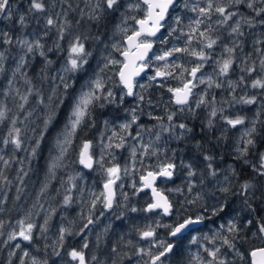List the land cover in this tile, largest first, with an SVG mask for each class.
<instances>
[{
    "label": "snow or ice",
    "instance_id": "1",
    "mask_svg": "<svg viewBox=\"0 0 264 264\" xmlns=\"http://www.w3.org/2000/svg\"><path fill=\"white\" fill-rule=\"evenodd\" d=\"M0 78V264H264V0H0Z\"/></svg>",
    "mask_w": 264,
    "mask_h": 264
},
{
    "label": "trees",
    "instance_id": "2",
    "mask_svg": "<svg viewBox=\"0 0 264 264\" xmlns=\"http://www.w3.org/2000/svg\"><path fill=\"white\" fill-rule=\"evenodd\" d=\"M34 63H35V69L32 70L33 72L38 71L39 67H40L38 61H36ZM233 77H235V76H233ZM0 79H2V78H0ZM154 91H156V90H154ZM110 111H111L110 109L104 110V112L100 116V119L103 120V119L110 118ZM197 126H198V122H197ZM102 127L103 126L100 125L101 129H102ZM96 134H97L96 132L92 133V135H96ZM238 134H239L238 132H233L231 135L234 138ZM222 151H226V150L222 149ZM186 154L189 156L194 154V149L190 145L187 147ZM20 155H23V153H21ZM44 155H45V157L47 156V151H45ZM127 156H128L127 151H123L122 153L118 154L119 162L121 164H123L125 162V159L127 158ZM44 164H45V160L41 159L39 161V165H38V167L40 168V171L36 172L35 174H32L31 178L27 181L25 193H24L22 199L17 202V204L20 206V210L17 212L11 213V215L15 219L22 218L24 212L31 207L32 203L35 202L36 193L38 192L39 187H40V181L43 179V166H44ZM76 170L81 171L82 169L79 166H77ZM82 171L84 172L85 179H84V181H81V183L83 185H85L88 189H91L94 191H99L101 188L102 182H103V177L100 175V173L98 171L89 172V170H86V169H84ZM13 175H15L14 172H12L10 174V178ZM61 175H63V173H61ZM177 183H179V181H177ZM52 185H53V187L50 189L48 196L43 198L40 202L42 204H44L45 209H48L49 207H54L57 209L56 214L53 216V218L51 220V230L48 233V235L50 237L54 238L55 234H56L57 227L62 222L67 223V221L74 219L77 216V213L80 211V208L76 204H74L72 207H69L67 209L61 208L60 207V200L62 197L57 196L55 194V190L57 188H60V184L57 181H53ZM172 186H174V185H169V187H172ZM125 191L131 192V189L127 187V184H126ZM10 196H12V197L15 196V188L14 187H13L12 191L10 192ZM85 198H87V197H85ZM145 199H147V195L145 193H141L139 197L133 198V203H136V201L138 200L140 203L137 206H140L143 204V201ZM11 206H12V204L10 201L8 204V207H11ZM37 210H39V209H37ZM116 214L117 215L119 214V210H116ZM129 216H130V218L125 220L123 223L115 222L116 223L115 230L113 232H110L108 234V236L105 237V243H102L100 246V249H99L100 254H102L103 256H107V254H108L107 250L111 247V244L114 243L118 238L117 234H123L125 232H128L130 230V228L133 226V224L140 225V224H144V223L148 222L145 219L144 214L136 213V214H129ZM5 218L7 219V217H5ZM34 219L38 223L43 222L42 216L41 217H34ZM111 221H112V215L110 213L106 214V217L102 218L100 223L94 228V231L89 234V240L92 244L93 250H95V234L98 232H101L103 230L104 226ZM13 223H14V220H13ZM209 227H211V225ZM206 230L207 229H205V231ZM126 238L135 239V234L131 233ZM80 242L81 241H80L79 237H76V238H73L72 240H70L69 244L70 245H77ZM39 243L42 245L43 241H39ZM24 244H27V242H24ZM6 258H7V250L0 251V261L6 260Z\"/></svg>",
    "mask_w": 264,
    "mask_h": 264
},
{
    "label": "rangeland",
    "instance_id": "3",
    "mask_svg": "<svg viewBox=\"0 0 264 264\" xmlns=\"http://www.w3.org/2000/svg\"><path fill=\"white\" fill-rule=\"evenodd\" d=\"M209 71H210V69H209ZM232 78L235 79V77H232ZM141 82H144V81L142 80ZM250 91H251V90H250ZM153 92H154V94H157V93L160 94V92H159L158 89H157L156 91H153ZM156 96H157V95H156ZM253 111H255V109H254V108H251L250 110L246 111V113H244V114H246V115H248V116L251 117ZM128 183H130V181H126V184H128Z\"/></svg>",
    "mask_w": 264,
    "mask_h": 264
},
{
    "label": "flooded vegetation",
    "instance_id": "4",
    "mask_svg": "<svg viewBox=\"0 0 264 264\" xmlns=\"http://www.w3.org/2000/svg\"><path fill=\"white\" fill-rule=\"evenodd\" d=\"M217 92L219 93V90H217ZM153 95H154V96H156V95L158 96V95H160V94H159V93L154 94V92H153ZM220 95H223V93H220ZM218 98H219V95H218Z\"/></svg>",
    "mask_w": 264,
    "mask_h": 264
}]
</instances>
